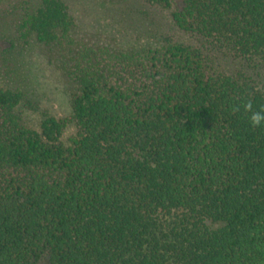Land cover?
<instances>
[{
	"label": "trees",
	"instance_id": "obj_1",
	"mask_svg": "<svg viewBox=\"0 0 264 264\" xmlns=\"http://www.w3.org/2000/svg\"><path fill=\"white\" fill-rule=\"evenodd\" d=\"M135 3L118 41L66 0L14 8L71 116L32 125L33 84L0 85V264H264V0Z\"/></svg>",
	"mask_w": 264,
	"mask_h": 264
},
{
	"label": "rangeland",
	"instance_id": "obj_2",
	"mask_svg": "<svg viewBox=\"0 0 264 264\" xmlns=\"http://www.w3.org/2000/svg\"><path fill=\"white\" fill-rule=\"evenodd\" d=\"M22 1L0 2V85H19L26 89L33 84L31 87L33 89L29 92L31 104L27 103L24 110V115L32 125L41 121L43 114L47 112L57 117H70L69 92L72 87L64 71L59 67L54 50L50 45L34 39L27 42L21 36L17 37L11 28L15 19L14 8L19 7ZM66 1L79 17L83 34L92 33L96 37H105L109 33L115 35L113 39L116 41L122 39L126 28L138 22L134 21V18L140 16V10L141 12L146 10L139 3H135L136 0ZM1 16L6 17L5 20H2ZM104 29H107L106 32ZM73 129L70 128L69 133Z\"/></svg>",
	"mask_w": 264,
	"mask_h": 264
},
{
	"label": "clouds",
	"instance_id": "obj_3",
	"mask_svg": "<svg viewBox=\"0 0 264 264\" xmlns=\"http://www.w3.org/2000/svg\"><path fill=\"white\" fill-rule=\"evenodd\" d=\"M245 108L246 110L251 111L252 110L251 103L246 104ZM249 119L253 126L259 127L261 125H264V110L251 111V115Z\"/></svg>",
	"mask_w": 264,
	"mask_h": 264
}]
</instances>
